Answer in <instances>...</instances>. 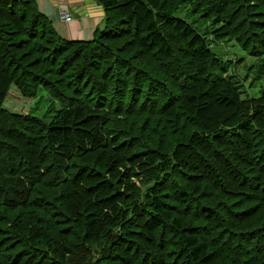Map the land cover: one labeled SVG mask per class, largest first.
<instances>
[{
  "label": "trees",
  "instance_id": "obj_1",
  "mask_svg": "<svg viewBox=\"0 0 264 264\" xmlns=\"http://www.w3.org/2000/svg\"><path fill=\"white\" fill-rule=\"evenodd\" d=\"M97 1L105 7L104 27L91 41L75 42L57 33L34 0H0V208L11 214L8 218L0 213V264H116L121 260L113 261L111 235L124 243L123 238L135 239L128 235L135 232L148 234L151 243L135 249L144 260L135 256L134 264H250L242 263L245 252L240 251L259 236L247 240L241 230L256 228L264 236V119L259 116L264 113V90L254 101L242 98L241 83L238 87L233 82L237 76L229 75V63L216 55L212 42L230 39L244 52L247 42L264 44L255 33L260 26L264 34L258 24L264 21L250 19L264 15V0H197L231 29L222 33L220 26L204 34L189 23L183 0L170 5L162 0ZM133 10L140 11L153 30L139 41L123 32ZM245 28L251 32L246 34ZM15 37L20 38L13 42ZM170 48L173 56L159 58L158 51ZM94 59L105 62L107 70L93 73L90 97L99 103L87 104L80 90L60 81L74 72L65 66L80 61L93 65L83 69L79 80L90 76L98 67ZM203 74L215 78L211 83L219 91L225 86L219 99L225 104L200 90L198 85L207 82L198 79ZM188 78L194 79L190 86ZM13 86L23 97L35 98L43 90L51 99L77 108L69 107L63 119L61 111L53 109L56 115L50 122L32 114H10L3 103ZM124 116H139L141 121ZM75 121L86 130L74 129ZM100 123L98 137L85 133ZM54 127L60 129L48 139L46 133ZM84 133L90 138L81 143ZM143 137L152 147L149 153ZM187 140L190 144L184 145ZM81 144L88 148L81 151ZM194 144L201 147L196 148L199 152ZM191 160L200 165L189 166ZM183 167L190 169L187 176L180 175ZM225 169L239 174L241 181L232 182L229 172V181L224 180ZM203 187L208 192L201 196ZM13 194L21 198L16 203ZM225 195L250 219L236 220L225 206L213 210ZM197 202L206 203L207 217L189 213ZM199 232L207 233V240ZM129 245L124 254L134 247ZM263 256L257 264H264Z\"/></svg>",
  "mask_w": 264,
  "mask_h": 264
},
{
  "label": "rangeland",
  "instance_id": "obj_2",
  "mask_svg": "<svg viewBox=\"0 0 264 264\" xmlns=\"http://www.w3.org/2000/svg\"><path fill=\"white\" fill-rule=\"evenodd\" d=\"M183 1L188 4V12L186 14V17H188L189 23H191L192 26H194L196 29H198L202 33L203 32L207 33V31H210L211 28H218L220 26H222V33H228L229 31H231L230 28L225 27V26L223 27L222 23L220 22L221 21V15H218V14H215L214 12H211V10L206 11L207 7L204 4L198 3L197 0H183ZM162 2L164 5H170V3H172V4L177 3L178 4L180 2V0H162ZM132 12H133V14L131 16L132 17L131 24H130V26L125 28L123 30V32H129L130 35L132 36L131 38H133V40L139 41V40H141V38L144 35H147L149 32L153 33V30L148 28V21L147 20H145V22L143 21V19L145 17L142 16L140 11L133 10ZM182 17H185V16L183 15ZM250 19L253 21H256V20L264 21V15L263 14H256ZM190 21H192V22H190ZM258 24H260L261 26H264V24L262 22H258ZM140 28H141V30H139ZM137 30H139V31H138V34L136 36L135 32ZM245 30H246V28H245ZM243 32H241V33H243ZM249 32H251V31L246 30V34H248ZM255 33L260 35L259 36L260 39H258V40L264 41V34H262V29L260 26L256 27ZM19 38L20 37H15L13 42L17 41ZM225 42H228V43H225ZM170 44L172 47L173 43L171 42ZM247 44L249 46L244 44V46L246 47V48H243L246 51V52H244L238 45H233L230 39H228V41L222 40L220 42H216L213 40L212 50H214L216 52V55L220 59L224 60L226 63H229V75H231V76L236 75L237 76V78L236 77L233 78V80H234L233 82L236 83V85H237V83H239V84L241 83V85H242V88H240V89H242V93H243L242 98H244L245 100H248V99L250 100L253 98L252 101H254L255 100L254 97L258 98L261 95L262 90H264V57H262L264 55V49L260 48V46H264V44L257 46V47L252 46L248 42H247ZM156 45H158V47H162L161 43H158ZM256 45H259V44L256 43ZM130 50H132V49H130ZM171 55L172 56L174 55L173 49L166 50L165 52L163 50L158 51V56H159V58H162V59H168V57ZM129 57H126V58L128 59ZM122 58H123V56H122ZM94 62H95L94 64H96L98 67H96L95 71H93L90 74V76H87L86 78H84L81 81L79 80V77H80V75H82L83 69L87 68L88 66L93 65V64L83 63L81 61L79 63H71L72 65L71 66H65V69L66 70L69 69V71L73 70L74 72L72 74H70V75L58 74L61 77L65 76V75L67 76L66 79L61 80L60 82L67 85V88H69V89L71 88V90H74V91L76 89L80 90L81 94L83 95L81 97H83V101H85V103H87V104L99 103L98 98L96 96L90 97V95L92 93L93 86H94L93 73L95 72V75H96V73H98V72H96V70L98 71L97 68H99L101 70V71H99L100 73L102 72V70H107V65L105 64V62H99L96 59H94ZM160 65L164 69H166V65L164 63H160ZM58 67H59V64L57 65V67L55 69H57ZM48 68H51V66H49ZM93 69H94V66H93ZM134 69H136V68H134ZM169 70H170V74H172L173 70L171 68H169ZM38 71L40 73H42V68H40V66H38ZM56 78L57 77H55L54 79H56ZM54 79H51L48 81H50V83H52L55 86L56 81ZM57 79H59V78H57ZM198 79L199 80H202V79L207 80V82H205V83L202 82L200 85H198V86H202V88H200V90L207 93L206 97L212 95L213 98H217V100L220 99V97H221L220 95L222 94L223 90L225 89V86H222L221 90L219 91L220 87L216 86V85L214 86V83H211V81L213 82L215 80V78L211 77V76L209 77L206 74H203L201 77L199 76ZM191 80H194V79H192V78H188V80L186 79L185 83H187V86L192 85L193 82ZM204 85H207V87ZM237 86L239 87L240 85H237ZM223 87H224V89H223ZM58 91L60 93H63L64 88L59 87ZM94 92H97V90H95ZM208 93H210V94H208ZM73 94H75V93H73ZM158 94L159 93L155 94V96L157 98H158ZM68 95H71V94H68ZM68 95L66 97H70ZM186 100H187V102L190 101V99L189 100L186 99ZM109 101H110V99H108V101L106 102L107 107H108V105H110ZM219 101L222 104H225V99H222ZM207 102H209V101L207 100L206 103ZM102 106H104V104ZM3 107L10 114L19 115V116H31V114H32L35 117H42L47 122H50L51 120H53V118L56 115V111H54L53 109H59L62 113V119H63L64 118L63 113H66L69 110V107L71 108V110L77 108L75 103L69 104L67 102H63L61 100H58L57 98L51 99L50 97H48L44 93L43 90L40 91L39 94L37 95V97H35V98L23 97L16 86H13L11 88L10 93L7 95V97L3 103ZM85 107L86 106H82V109H84ZM263 109H264V105H263ZM50 111H52V113H49ZM244 116H246V115H244ZM259 116L264 119V113L259 114ZM114 118H116V117H114ZM118 118L119 117H117V119ZM122 118H126L130 122L136 121V120L141 121V120H139V116H127V117L124 116ZM143 119H146L145 116ZM198 119H199V117L197 118V120ZM258 120H259V118H258ZM242 121H244V120H242ZM154 123H155V120H154L153 124ZM239 123L240 122H238V124ZM59 125H61V124H59ZM100 127H101V123L97 128H88L87 132H85V133H87L92 138L98 137V134H100L99 130H101ZM73 128L74 129L77 128L78 132H83L86 130L85 127L83 126V123H78L77 121L74 122ZM59 129L60 128H58V127L52 128L50 130V133H46V137L48 139H50L52 132L58 131ZM132 131L133 130H131L130 135H132ZM85 133L83 134V137L81 138V141H80L81 143H84L85 140H87V139L89 140V138H90V137H87L85 135ZM145 135H147V133H145ZM137 136L139 137V135H137ZM143 138H141V140L143 139V141L145 142L144 147H147L146 145L148 144V142H146L145 140L148 138L147 137H143ZM209 138L212 139V137H209ZM188 142H189V140H187L184 143V145H186ZM49 143H51V142H49ZM223 143H228V142L223 141ZM239 143H241V142H239ZM189 144H190V142H189ZM49 146H50V144H49ZM81 146H82L81 151L86 150L88 148V146L85 144H81ZM192 146L195 150H196V148L201 150V147L198 146V144H194ZM74 147H75V145H74ZM147 148H148V150L146 153H149L152 151V147H147ZM196 151H198V150H196ZM146 153H144V154H146ZM200 156L204 157L203 155H200ZM205 159H208V158H205ZM208 160L211 161V159H208ZM199 162L200 161H195V160L192 161L191 160L189 162V166H195V165L199 166L200 165ZM214 164L216 165V161L214 162ZM215 167L217 168L218 166H215ZM201 168L204 172L206 171V169H203L204 167H202V165H201ZM183 169L185 171L180 172V175L184 174L185 176H187V174H189L188 170L190 171V169H188L187 167L186 168L183 167ZM219 170H221V169L219 168ZM227 170L228 171H226V169L224 170V174H225L223 177L224 180L229 181V179L227 178L228 177L227 172H229V174L231 176H233L231 178L232 182H233V178L235 179L236 182L241 181V179L238 177L239 174L236 175L235 173H233L229 169H227ZM180 171H181V167H180ZM233 171H235V170H233ZM204 172H200V173L203 174ZM196 174H198V173H196ZM193 177H195V176H193ZM7 181H11V180H7ZM222 184H226V182L222 181ZM230 184H231L230 190H228V191H230V193H232V191H234V187L232 185L233 183H230ZM0 187H1V185H0ZM2 188H3V186H2ZM9 190H10V188L7 186L6 187V194L8 195V197H7L8 199L10 196L9 193H11V192H9ZM199 192L202 196L203 194L205 195V193L208 192V189L203 187V188L199 189ZM170 195H172V194H170ZM193 196H194V198H197V196H199V195L197 193V194H193ZM227 196L228 195H225L223 198L225 201L218 202V204L217 205L215 204L212 209L217 210L219 207L225 206V207L229 208L230 213L233 215V217L236 220H238L240 222H244V219H250V215L244 216L241 212L239 213L238 208L235 209V206L231 205L232 202H231L230 196H228V197ZM19 199H21V198L19 197L18 194H13L12 200L14 203H16V201ZM237 200H240L237 203L239 206H241L242 202H243L242 196H238ZM207 201H209V200H207ZM214 201L216 203V200H214ZM185 204L182 206L183 212H184L185 207H186ZM191 205L192 204H190V206ZM205 206H207L206 203H205ZM205 206H203L202 203L197 202V209L195 206H193V207L191 206V208L189 209V213L197 212L198 214H201L203 217H207V215L210 213V211H209L210 209L208 208L209 210H205V209H207ZM200 210H205V211L201 212ZM9 211L10 210H6V211L2 212V210L0 208V213H2L4 215L3 217L11 218V214ZM256 217H259V216H257V214H256ZM211 219H212L213 223L216 222L214 220V215L212 216ZM262 221L263 220L260 219V222H262ZM206 223H209V221ZM257 226L260 227L259 224ZM261 226H263V224ZM248 230H251V231L254 230L255 232L252 235H249V234L245 233ZM135 233L137 235H135L134 233L128 234V235H133V237H135V239H132L130 237L123 238L125 241L124 243H122L121 239H117V237H115V239H114L113 236L111 235L112 245H111L110 251L112 252V256L114 257L113 261L117 260V259L121 260V262L115 261L114 263H116V264H134L133 263V257H135V256L144 260V257L142 255H140V253H142V252L136 253L135 249H137V248L145 249V247H147V245H148L147 243H151V240H150V237L148 236V234L138 233V232H135ZM241 233L245 234L244 239H247V240H250V238L259 236L256 240L250 241L251 246L249 244V245H247L245 250L240 251V253L245 252V256H243L245 258L242 260V263L245 260H249L250 264H255V262L257 264L260 257L264 254V249H263L264 248V240L262 239L264 237L263 234L262 235L259 234V232H258V230H256V228H248V227H243V229L241 230ZM198 236L207 240L208 234L205 232H199ZM128 243L132 244L134 246V247L132 246L133 248H129V252H130L129 255L124 254L125 250L128 249L127 247L130 246ZM251 247H253V248H251ZM248 249H250V250H248ZM250 255H251V258L248 259V257ZM246 256H247V258H246ZM263 258H264V256H263ZM254 260H256V261L254 262ZM60 262L62 264H65V262L63 260H61ZM260 263L261 262L259 261L258 264H260ZM145 264H149V263H145ZM245 264H247V261Z\"/></svg>",
  "mask_w": 264,
  "mask_h": 264
},
{
  "label": "crops",
  "instance_id": "obj_3",
  "mask_svg": "<svg viewBox=\"0 0 264 264\" xmlns=\"http://www.w3.org/2000/svg\"><path fill=\"white\" fill-rule=\"evenodd\" d=\"M37 9L53 23L57 33L67 41H91L97 29L105 25V7L97 0H34ZM66 8L73 18L62 19L60 9Z\"/></svg>",
  "mask_w": 264,
  "mask_h": 264
},
{
  "label": "built area",
  "instance_id": "obj_4",
  "mask_svg": "<svg viewBox=\"0 0 264 264\" xmlns=\"http://www.w3.org/2000/svg\"><path fill=\"white\" fill-rule=\"evenodd\" d=\"M60 15L62 17L63 20L67 21V22H71L73 20V18L71 17V15L68 13L66 8H61L60 9Z\"/></svg>",
  "mask_w": 264,
  "mask_h": 264
}]
</instances>
